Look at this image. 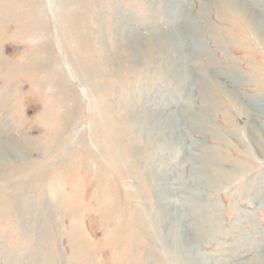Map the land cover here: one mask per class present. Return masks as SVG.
Returning <instances> with one entry per match:
<instances>
[{
    "label": "rangeland",
    "instance_id": "374dc122",
    "mask_svg": "<svg viewBox=\"0 0 264 264\" xmlns=\"http://www.w3.org/2000/svg\"><path fill=\"white\" fill-rule=\"evenodd\" d=\"M181 1L0 0V141L26 156L9 152L19 170L0 180V264H185V252L167 251L166 210L179 217L173 231L191 243L193 264H264V144L252 139L250 119L264 126V40L230 4ZM238 1L264 16V0ZM120 23L122 37L144 42L152 28H181L189 60L177 73L151 58L116 69L122 57L110 61L109 49ZM171 56L180 63L177 50ZM203 78L214 91L213 101L204 97L210 111ZM127 104L139 117L178 118L179 156L166 131L171 155L154 143L143 162ZM188 116L204 117L203 130ZM203 165L218 172L203 177ZM75 227L79 247L70 242Z\"/></svg>",
    "mask_w": 264,
    "mask_h": 264
},
{
    "label": "bare ground",
    "instance_id": "6f19581e",
    "mask_svg": "<svg viewBox=\"0 0 264 264\" xmlns=\"http://www.w3.org/2000/svg\"><path fill=\"white\" fill-rule=\"evenodd\" d=\"M215 2L216 3L220 2V4L221 3L230 4L229 7L235 13L237 12L248 23L249 27L259 37H261V39L264 40V16H261V14L258 12L256 13L254 11L245 10V8H243V6L241 5V3H239L238 0H215ZM181 3L184 5V0H182ZM202 17L204 18V14H202ZM178 18H179L178 13H177V16L174 17L173 21H170L172 19L170 16L168 19V26L169 27H171V26L176 27L177 25H179L177 23ZM120 26H121V28L119 31L118 45H117V47H115V49L113 51H111V49H109V51L111 52L110 61L116 62V60L119 57H122L121 59L119 58V60H117V62L115 64L116 66H114L118 70H119L121 62L139 64V65L143 66L145 63L147 64V58H151L153 60L156 59V60H160V61L163 60V61H165V63L167 62L166 64L169 67L168 72L171 69L172 72L177 73L178 71H176V69H174V68H176L177 65L183 64V62H182L183 59H184V61L189 60L185 56H182V54H184L183 53L184 47L182 46V44L185 42H184V39L180 37L181 36L180 35L181 28H179V27H177L176 29H173L174 31L166 29L167 31H165V32L160 31V29H159L160 27L152 28L151 37H149V39L144 42L138 36H135L130 31H128V34L126 36L122 37L121 34L125 30V28H124V26H122L121 23H120ZM106 34H107V32L105 31V35ZM109 38H111L110 35H109ZM196 48H197V45H196ZM175 50H177L180 53L181 58L178 59V61L180 62L179 64H177L176 63L177 60L171 56V53ZM198 50L201 53L202 52L204 53L203 44L200 43V46L198 45ZM118 55H120V56H118ZM110 61H108L109 66H111ZM184 65L187 66L186 63H184ZM188 71H189L188 68H187L186 72L184 71L185 82L180 83L181 85L179 87L180 89H179L177 96H176L177 98H179V97L181 98V97H183V95L186 94L188 84L190 83V78H189L190 75H189ZM93 80H94V78H93ZM203 80L204 81L202 84V93H201L202 104L206 103L208 105L207 109L210 111L211 106H210V104H208V101H206L207 99L206 98L204 99V97L208 94L209 97L211 98L212 96H214V91H211L210 86L209 87L206 86L207 79L203 78ZM205 90L207 91V93H205V95L203 96ZM231 99H232L231 101L233 102V105L236 107L237 111L241 114H244V111L242 109V103H241V101H239V98L231 97ZM210 100L213 101L212 98ZM132 107L133 106H131L130 104H127L126 106H124L123 116H125L127 119H129V122H132V125H134L136 127V129L139 133V135L135 138V140H137L138 143L136 145V149L134 150V153L136 155L142 154L143 155V157H142L143 162L149 163V160H150L149 158L152 154L151 155H145L146 153H145L144 149L148 148V147L151 148V146L154 145V143H155V145L157 143V146H158L157 151L162 155L169 153L168 155L170 156L171 155L170 151L167 152L164 149V147L166 146L165 145L166 141L164 139L163 140L160 139V133H162V136H163L166 131H169V135L171 138L170 144H172L173 148H175V147L177 148L175 155L179 156V151H180L179 149L181 148V146H179L178 140L176 137V133H177L176 131L178 128L179 119L176 118L175 116L173 117L172 113L167 115L168 117H165V120H162V121L158 120L159 117H157V116H159V114H156V113L155 114L149 113L148 116L146 115L143 117H139L138 115H135V109ZM147 110H149V109H147ZM209 117L210 116H208V115L206 116V118L208 120L210 119ZM256 117H257V119L259 118L258 115ZM250 119H252V125H254V129L252 130L253 131L252 132V139L256 143L261 144V147H263V144H264V141H263L264 140V126L262 124H259L258 120L256 121V119H254L252 117ZM198 120L204 121V117L188 116V117H186L185 122L190 123L191 126H193V128L195 130L202 131L203 129L199 128L196 124V121H198ZM153 121H158V123H160V126H158L159 130L157 132L151 131V133H150L149 132L150 130H148V126H150V123H152ZM139 144H140V146L142 145L141 146L142 149L137 147ZM9 152L13 153L15 155V157L18 159H20V158L25 159L26 158V156L21 151V149L18 147V145H16L12 141H9V140L6 142L0 141V180L1 181H3V179H5V177H8L7 176L8 171L14 172L15 170H19V168H17L14 165L13 161L10 160V157H9L10 153ZM150 152L152 153L153 150ZM167 164L171 165L173 171H176L177 166H176V163L173 162L172 159H170ZM149 169L150 168L148 166V171L150 172ZM217 169H219V168H217ZM198 172L202 173V176L204 177L207 172L216 173L218 171L216 169L210 168L209 166L203 165V166L198 168L197 173ZM170 174H172V173H170ZM199 182H200V179L197 177L196 183L199 184ZM261 188L264 189V185H262V187H260V189ZM159 195H160V198H162V200H164V201L166 200V195H163L162 193H159ZM195 207H192V208L195 209ZM195 211H196V209H195ZM160 220L167 222V225H168V228L166 230V236L168 238L167 242H170V244L168 243L166 245L167 251L171 252V255L176 256V257L178 255L180 256V254L185 252V255H186L184 258L185 264H193L195 259L190 258V255H189L191 252L190 247H192L191 243H189V241H187L186 239H184L182 241V236L179 234V232L173 231L174 224L176 222H178L179 217L177 215L173 214V212H169L166 210V212H163V215H160ZM75 229L72 232V235H71L72 237L70 239V242H71V244H73L74 247H76V246L79 247V245L81 246L85 242V239L81 234V230L79 232L77 227H75ZM182 242H184L185 244H182ZM55 256H56L55 252L53 251V256L49 259V261L53 262L55 259ZM179 256H178V258H179ZM262 262H263V260H262ZM175 264H177L176 261H175Z\"/></svg>",
    "mask_w": 264,
    "mask_h": 264
}]
</instances>
